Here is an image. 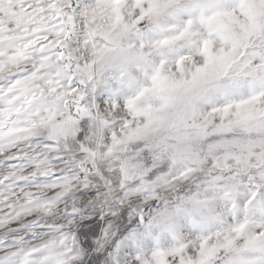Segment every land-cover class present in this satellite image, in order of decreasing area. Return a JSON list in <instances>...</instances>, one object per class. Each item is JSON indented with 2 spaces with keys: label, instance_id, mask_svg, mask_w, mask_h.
<instances>
[{
  "label": "snow or ice",
  "instance_id": "snow-or-ice-1",
  "mask_svg": "<svg viewBox=\"0 0 264 264\" xmlns=\"http://www.w3.org/2000/svg\"><path fill=\"white\" fill-rule=\"evenodd\" d=\"M0 264H264V0H0Z\"/></svg>",
  "mask_w": 264,
  "mask_h": 264
}]
</instances>
